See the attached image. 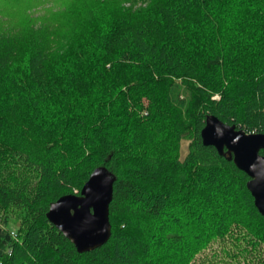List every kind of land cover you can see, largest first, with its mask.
<instances>
[{
    "label": "trees",
    "instance_id": "1",
    "mask_svg": "<svg viewBox=\"0 0 264 264\" xmlns=\"http://www.w3.org/2000/svg\"><path fill=\"white\" fill-rule=\"evenodd\" d=\"M208 114L264 133V0H0V264H264ZM97 167L110 236L77 253L45 214Z\"/></svg>",
    "mask_w": 264,
    "mask_h": 264
},
{
    "label": "water",
    "instance_id": "2",
    "mask_svg": "<svg viewBox=\"0 0 264 264\" xmlns=\"http://www.w3.org/2000/svg\"><path fill=\"white\" fill-rule=\"evenodd\" d=\"M203 146L226 156L248 180L246 189L257 212L264 218V133H246L208 114L199 132ZM115 178L103 167L91 171L79 194L60 196L48 205L45 217L77 253L102 246L110 236L108 207Z\"/></svg>",
    "mask_w": 264,
    "mask_h": 264
},
{
    "label": "rangeland",
    "instance_id": "3",
    "mask_svg": "<svg viewBox=\"0 0 264 264\" xmlns=\"http://www.w3.org/2000/svg\"><path fill=\"white\" fill-rule=\"evenodd\" d=\"M186 149H187V142H183L182 146H181V155L183 156L186 153ZM215 254L218 257L222 255H220V251H219V245L218 244H214L211 248L201 252L198 256H196L194 262L192 264H206L207 260H212L214 261V259L211 257V254Z\"/></svg>",
    "mask_w": 264,
    "mask_h": 264
},
{
    "label": "built area",
    "instance_id": "4",
    "mask_svg": "<svg viewBox=\"0 0 264 264\" xmlns=\"http://www.w3.org/2000/svg\"><path fill=\"white\" fill-rule=\"evenodd\" d=\"M12 234V233H11Z\"/></svg>",
    "mask_w": 264,
    "mask_h": 264
}]
</instances>
